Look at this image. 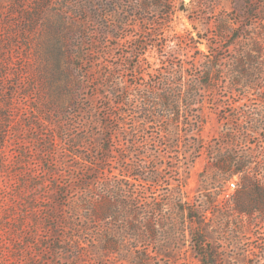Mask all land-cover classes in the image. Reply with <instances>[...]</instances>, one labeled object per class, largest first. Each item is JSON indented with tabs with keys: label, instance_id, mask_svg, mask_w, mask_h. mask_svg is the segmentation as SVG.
<instances>
[{
	"label": "rangeland",
	"instance_id": "rangeland-1",
	"mask_svg": "<svg viewBox=\"0 0 264 264\" xmlns=\"http://www.w3.org/2000/svg\"><path fill=\"white\" fill-rule=\"evenodd\" d=\"M88 1L0 0V264H264V0Z\"/></svg>",
	"mask_w": 264,
	"mask_h": 264
},
{
	"label": "trees",
	"instance_id": "trees-1",
	"mask_svg": "<svg viewBox=\"0 0 264 264\" xmlns=\"http://www.w3.org/2000/svg\"><path fill=\"white\" fill-rule=\"evenodd\" d=\"M51 0H35L32 7L30 8V12L28 15V21H33L37 16H39L40 12L44 10L46 7L50 5ZM18 3L19 7L22 9L26 0H15ZM88 5L93 7L95 10L97 17H104L102 12L105 10L100 9V7L94 3L93 1H88ZM88 6H83L80 8L81 11H87ZM23 13L25 9H22ZM25 14H23L24 18H27ZM106 16V15H105ZM76 56V55H75ZM45 60L47 65L53 69H60L62 66H72L75 64L73 62L74 55L71 54L66 50V46L63 44L57 45L55 47H49L45 54ZM0 69V132H1V139H0V156L3 154L2 151H5L7 148L8 142V135L9 129H7V124L11 123L13 120L14 115L18 109L16 94H27V90L22 87V83L19 81H15L11 78L4 67ZM11 85V86H10ZM9 91V92H8ZM82 103L76 104V113L82 110Z\"/></svg>",
	"mask_w": 264,
	"mask_h": 264
}]
</instances>
